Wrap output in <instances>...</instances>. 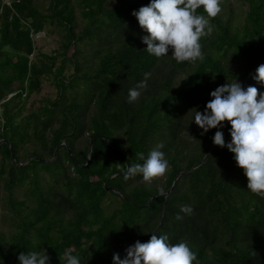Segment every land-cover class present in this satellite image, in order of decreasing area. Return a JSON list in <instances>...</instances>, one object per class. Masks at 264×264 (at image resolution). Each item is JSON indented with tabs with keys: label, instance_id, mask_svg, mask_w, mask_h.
I'll list each match as a JSON object with an SVG mask.
<instances>
[{
	"label": "trees",
	"instance_id": "16d2710c",
	"mask_svg": "<svg viewBox=\"0 0 264 264\" xmlns=\"http://www.w3.org/2000/svg\"><path fill=\"white\" fill-rule=\"evenodd\" d=\"M237 1L247 6L242 25L211 19L204 60L193 64L177 63L171 49L160 58L144 50L148 33L132 12L151 0H0V264L41 249L50 264H65V252L81 264H112L114 253L123 259L153 232L186 241L199 264H264V198L247 189L226 146L215 145L201 165L223 127L202 135L194 122L212 91L242 84L264 60V0ZM54 32L56 49L42 52L36 37ZM146 73L147 87L128 103ZM255 73L245 88L264 93ZM47 80L54 98L27 110ZM161 144L165 176L124 178L143 163L138 153L147 158ZM185 205L191 215L180 213Z\"/></svg>",
	"mask_w": 264,
	"mask_h": 264
},
{
	"label": "clouds",
	"instance_id": "9594fccd",
	"mask_svg": "<svg viewBox=\"0 0 264 264\" xmlns=\"http://www.w3.org/2000/svg\"><path fill=\"white\" fill-rule=\"evenodd\" d=\"M221 3L222 0H151L147 6L132 12L141 29L148 33L141 38L147 45L144 50L160 58L168 55L171 49V56L177 63L203 61L200 41L212 34L210 21L222 11ZM201 8L203 14L198 13ZM149 75L146 73L145 79L129 90L128 103L140 98V90L147 87ZM253 79L264 85V64L258 66ZM210 96L212 99L203 112L195 110V124L203 130L202 135L225 123L230 124L231 142L226 145L224 133L217 130L213 143L221 148L226 146L234 154L237 166L247 178V189L264 198V93L255 86L244 88L234 80L218 86ZM162 147L161 144L151 150L147 158L144 153H138L137 159L143 163L130 165L124 178L139 174L145 183L151 184L165 176L169 162L159 150ZM192 212L188 205L180 209V213L186 215ZM180 213L175 217L178 221L184 218ZM125 251L123 259L118 252L114 253L112 264H199L197 253L186 241L172 244L166 234L157 236L153 232L148 242L137 240ZM17 258L19 264H50V257L42 249L21 252ZM63 260L65 264H81L80 258L69 252H65Z\"/></svg>",
	"mask_w": 264,
	"mask_h": 264
},
{
	"label": "rangeland",
	"instance_id": "374dc122",
	"mask_svg": "<svg viewBox=\"0 0 264 264\" xmlns=\"http://www.w3.org/2000/svg\"><path fill=\"white\" fill-rule=\"evenodd\" d=\"M222 11L219 13L220 17L224 20L227 17H231L233 26H241L244 21V15L247 11V6L238 2L237 0H222L221 3ZM59 41V35L54 32L49 35L44 36L40 34L36 37V46L44 53H49L56 49ZM55 96V89L51 85L50 81H43L41 91L38 94L32 95L28 100L26 109L33 110L39 106V101L45 98L53 99ZM2 185L0 184V198L3 195ZM16 196L19 200L26 198L24 196L23 190L20 188L16 190ZM108 201L105 202V204ZM113 206V203H110ZM3 212L0 211V216ZM2 227V228H1ZM7 225L0 224V230L7 231Z\"/></svg>",
	"mask_w": 264,
	"mask_h": 264
},
{
	"label": "water",
	"instance_id": "95a60500",
	"mask_svg": "<svg viewBox=\"0 0 264 264\" xmlns=\"http://www.w3.org/2000/svg\"><path fill=\"white\" fill-rule=\"evenodd\" d=\"M261 64H264V60H262L252 71H250L249 72V74L246 76V78L243 80V82H242V86L245 88V84H246V81H247V79L249 78V76L253 73V72H255L256 71V69L258 68V66L259 65H261ZM227 123H225V125L223 126V128H222V132H224V130L226 129V127H227ZM63 144V143H62ZM91 145H92V143H90V146H89V148H88V151H90L91 150ZM215 145H214V143H213V145H212V147H211V149L207 152V154L204 156V158H203V160H202V163H201V165L206 161V159H207V157L209 156V154H210V152H211V150L213 149V147H214ZM200 165V166H201ZM87 166V163L84 165V167H86ZM199 167H196V168H192V169H190V170H188V171H183V172H180L176 177H175V179H174V181H173V183H172V186H171V189H173V187H174V185H175V182H176V180H177V178L178 177H180V176H182L183 174H186V173H189V172H193V171H195L196 169H198ZM127 170V169H126ZM120 174H122V173H120ZM105 183L106 182H104V185H105ZM170 189V190H171ZM109 190H111V189H109ZM112 191V190H111ZM115 193H116V191H114ZM159 196V195H158ZM165 197L167 196V193L164 195ZM148 203H149V201H148Z\"/></svg>",
	"mask_w": 264,
	"mask_h": 264
}]
</instances>
